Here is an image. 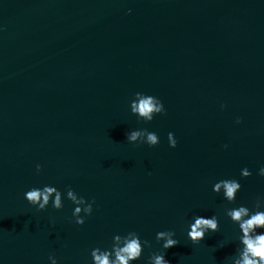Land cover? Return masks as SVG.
Wrapping results in <instances>:
<instances>
[{"label": "water", "instance_id": "95a60500", "mask_svg": "<svg viewBox=\"0 0 264 264\" xmlns=\"http://www.w3.org/2000/svg\"><path fill=\"white\" fill-rule=\"evenodd\" d=\"M0 25V264H90L128 231L156 251L163 230L179 240L170 264H229L234 205L212 185L239 179L249 207L264 196V0H0ZM136 92L167 115L138 122ZM142 128L160 144L126 141ZM44 185L95 198L93 215L75 224L66 198L38 212L24 193ZM196 214L220 218L199 245Z\"/></svg>", "mask_w": 264, "mask_h": 264}, {"label": "clouds", "instance_id": "9594fccd", "mask_svg": "<svg viewBox=\"0 0 264 264\" xmlns=\"http://www.w3.org/2000/svg\"><path fill=\"white\" fill-rule=\"evenodd\" d=\"M130 12L131 9H129ZM2 31L4 26L0 25V32ZM220 107L223 110L227 105L221 104ZM130 112L136 116L138 122L145 124L151 123L157 116L167 115L164 102L158 96L145 92L134 93L130 101ZM235 123L242 124V117H237ZM125 136L126 141L131 144H146L151 148L160 144L159 135L147 128L128 131ZM167 139L169 147L178 146L174 132H169ZM223 147L227 149L228 145L225 144ZM42 170V165L37 164V173ZM252 175L253 172L248 167L240 170L241 179H247ZM257 175L264 177V165L259 167ZM242 187L240 180L236 178L220 179L212 185V191L217 196H220L228 205H234L224 209V215L236 229L234 235L236 249L235 253L228 257V261L229 264H264V196L256 197L251 207L237 204ZM65 198L74 206L71 221L83 226L87 218L94 213L95 198L88 200L71 186L62 192L54 185H44L32 187L24 193V199L38 212L46 211L49 206L57 211L62 210ZM185 231L192 244L199 245L208 234L220 231V218L216 214L193 215L187 222ZM155 239L160 247L156 251H151L152 242L142 239L136 231L114 234L107 247L96 246L90 250V264H140L141 261L143 264H170V261L166 259V252L179 244L176 232L174 230L159 231ZM145 248L150 250L146 258L144 257ZM48 259L51 264H59L54 255L50 254Z\"/></svg>", "mask_w": 264, "mask_h": 264}]
</instances>
